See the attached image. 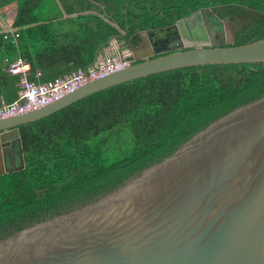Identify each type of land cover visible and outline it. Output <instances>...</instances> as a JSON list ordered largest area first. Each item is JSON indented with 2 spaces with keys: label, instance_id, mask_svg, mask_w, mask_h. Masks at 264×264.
<instances>
[{
  "label": "trees",
  "instance_id": "trees-1",
  "mask_svg": "<svg viewBox=\"0 0 264 264\" xmlns=\"http://www.w3.org/2000/svg\"><path fill=\"white\" fill-rule=\"evenodd\" d=\"M205 8L233 18V45L264 39V0H0V13L14 16V33L0 30V106L19 99L21 77L9 72L16 60L29 65L35 84L63 79L87 69L111 38L137 48L141 33ZM263 96L264 63L194 66L108 88L21 125L25 168L0 176V238L117 189Z\"/></svg>",
  "mask_w": 264,
  "mask_h": 264
},
{
  "label": "water",
  "instance_id": "water-1",
  "mask_svg": "<svg viewBox=\"0 0 264 264\" xmlns=\"http://www.w3.org/2000/svg\"><path fill=\"white\" fill-rule=\"evenodd\" d=\"M199 12L219 20L211 8ZM108 43L119 46L116 38ZM233 44L212 35L156 57L151 48L134 55L138 63L1 119L0 176L25 168L21 125L90 95L180 68L264 63V39ZM100 49L89 67L100 62ZM0 264H264V96L211 123L117 189L0 238Z\"/></svg>",
  "mask_w": 264,
  "mask_h": 264
},
{
  "label": "built area",
  "instance_id": "built-area-1",
  "mask_svg": "<svg viewBox=\"0 0 264 264\" xmlns=\"http://www.w3.org/2000/svg\"><path fill=\"white\" fill-rule=\"evenodd\" d=\"M8 30L11 33H14L12 25L8 28ZM113 47H115V45ZM120 56L121 55H119V58L116 57L113 59L104 58L102 61L100 60L95 67H88L85 70L81 69L66 78L42 84H35L31 82L28 79V65L20 59L16 60L9 68V72L14 75H20L21 77L19 99L14 103H3L0 106V120L45 106L59 99L63 95L75 90L84 84L88 79L98 78L131 64L128 60L130 56Z\"/></svg>",
  "mask_w": 264,
  "mask_h": 264
},
{
  "label": "flooded vegetation",
  "instance_id": "flooded-vegetation-1",
  "mask_svg": "<svg viewBox=\"0 0 264 264\" xmlns=\"http://www.w3.org/2000/svg\"><path fill=\"white\" fill-rule=\"evenodd\" d=\"M212 10L219 20L214 19L209 13L198 11L196 15L185 19V21L181 20L182 22L177 26L163 28L164 31H161V29L146 31L141 35L143 43L148 39L152 51L155 53L153 56H156L157 52L180 44L182 41H209V37L212 35L219 40L225 37L227 30L234 37L231 27L233 18L231 16H221L218 11ZM1 161L0 158V163Z\"/></svg>",
  "mask_w": 264,
  "mask_h": 264
},
{
  "label": "rangeland",
  "instance_id": "rangeland-1",
  "mask_svg": "<svg viewBox=\"0 0 264 264\" xmlns=\"http://www.w3.org/2000/svg\"><path fill=\"white\" fill-rule=\"evenodd\" d=\"M11 15H13V13L11 11H8L7 13H0V19L1 18H7L8 20L11 18ZM2 27H8V25L6 24H0V28ZM225 41L226 42H234V37L232 36V33L230 31L227 30V33L225 35ZM119 44V43H118ZM117 48H115V54L111 55L113 58H119V55H121L122 57H127L130 56V57H134V55L137 57V58H140V57H143L145 54H148L150 49H151V46H150V42L148 39H146L145 43H142V45L140 47H137V48H133L134 49V52L131 50V49H123L121 48V45L119 44V46H115ZM118 48H120V52L118 54ZM111 49V48H109ZM120 56V57H121ZM101 61L103 60L102 58L100 59Z\"/></svg>",
  "mask_w": 264,
  "mask_h": 264
},
{
  "label": "crops",
  "instance_id": "crops-1",
  "mask_svg": "<svg viewBox=\"0 0 264 264\" xmlns=\"http://www.w3.org/2000/svg\"><path fill=\"white\" fill-rule=\"evenodd\" d=\"M13 18H14V16L13 15H11V18L8 20L7 18L5 19V18H1L0 19V24H6V25H8V27H2V28H0V30H5V29H8L10 26H11V23H12V20H13ZM115 47H113V48H111V49H109V48H106L104 51H103V57L102 58H106L105 56H109V55H113V54H115L116 52H115ZM30 67H29V65H28V69H29Z\"/></svg>",
  "mask_w": 264,
  "mask_h": 264
}]
</instances>
